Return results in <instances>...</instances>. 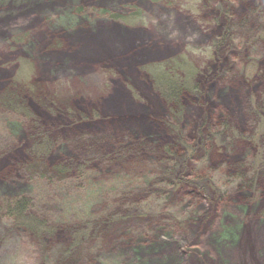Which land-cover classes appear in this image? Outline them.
I'll return each mask as SVG.
<instances>
[{
  "label": "rangeland",
  "instance_id": "obj_1",
  "mask_svg": "<svg viewBox=\"0 0 264 264\" xmlns=\"http://www.w3.org/2000/svg\"><path fill=\"white\" fill-rule=\"evenodd\" d=\"M135 9L142 14L136 23L108 17ZM263 23L262 0H0V92L25 60L33 87L26 105L54 141L41 167L27 171L32 124L0 114V199L30 197L35 213L52 223L116 217L64 257V229L37 238L6 227L1 216L0 264H264V165L245 217L233 191L210 201L190 185L196 173H229L254 149L247 140L236 138L227 150L212 146L208 161L199 150L184 170L187 182L152 201L156 211L147 216L136 218L134 208L154 196L123 178L145 171L171 140L168 109L148 65L181 57L197 69L199 91L185 95L179 121L189 142L204 121L253 131L252 107L264 89V38L253 36ZM225 27L232 45L216 48ZM7 120L11 129L13 122L23 126L9 133ZM123 140L132 151L116 157ZM64 160L84 164L89 178L72 166L53 171ZM241 219L236 241L218 238L222 225Z\"/></svg>",
  "mask_w": 264,
  "mask_h": 264
},
{
  "label": "trees",
  "instance_id": "obj_2",
  "mask_svg": "<svg viewBox=\"0 0 264 264\" xmlns=\"http://www.w3.org/2000/svg\"><path fill=\"white\" fill-rule=\"evenodd\" d=\"M108 17L121 20L125 24H132L139 22L142 19V14L135 9L128 13H111ZM230 33V29L225 27L223 36L215 41L214 46L216 48L227 46L228 48L232 45ZM253 37L264 38V23L262 27L257 29ZM22 63L20 72L0 92V114L20 115L22 119L31 122L32 128L28 132L30 144L27 147L30 160L25 165V169L31 171L41 167L43 158L53 151L54 141L49 136L48 131L40 127L37 119L26 105L27 92H31L33 87L28 81L31 72L30 65L25 60ZM145 70L150 75L155 91L160 95L168 109L166 128L171 135V140L158 146L157 157L145 167V171L138 172L135 176L123 177L128 179L129 183H136L138 190H148L150 191L149 194L154 196L138 203V206L134 208L136 210L135 217L154 213L156 208L152 201L158 200L163 192L169 196L178 185L187 182L183 179L184 170L191 165L190 162L194 160L199 150L203 153L202 156L206 159L205 161H208L209 157L207 159V156H209L208 153L212 146H217L220 150H227L236 138H243L250 142L254 148L251 154L230 167L229 173L216 179L203 177L200 173L193 174L190 185L201 192H205L208 195L206 198L210 201L219 200L228 191H233L238 195V198H241L238 205L240 212L244 217L248 215L249 210L257 202L258 180L264 165V89L259 102H256L252 107L256 119L250 134H239L226 121L219 123L204 121L197 129V139L191 143L187 140L184 130L179 126V121L184 110L185 95L199 91V84L195 76L197 69L183 58L176 57L148 65ZM4 124H8V132L12 134H15L23 126L22 123L13 122L11 129L12 123L8 120ZM124 140L116 143L112 152L116 157H122L132 151V144ZM63 162L54 165L53 171L62 174L72 166L77 170L79 177L89 178V173H86L84 164L73 165L67 160ZM118 182L119 184L124 183L121 180ZM163 184H166L170 189H160L159 185ZM1 216L8 222L5 223L6 227L24 229L37 238H48L55 230L64 229L69 234V242L63 248L64 252L61 251L63 254L60 253L64 257L72 255L87 239H95L105 225L116 220V217L111 213H106L70 224L52 223L35 213L33 200L25 195L3 196L0 199V219ZM242 222V219L239 220L232 228L222 225L217 233L218 238L227 242L236 241L238 227L242 226Z\"/></svg>",
  "mask_w": 264,
  "mask_h": 264
},
{
  "label": "water",
  "instance_id": "obj_3",
  "mask_svg": "<svg viewBox=\"0 0 264 264\" xmlns=\"http://www.w3.org/2000/svg\"><path fill=\"white\" fill-rule=\"evenodd\" d=\"M263 1V3H264V0H262Z\"/></svg>",
  "mask_w": 264,
  "mask_h": 264
}]
</instances>
